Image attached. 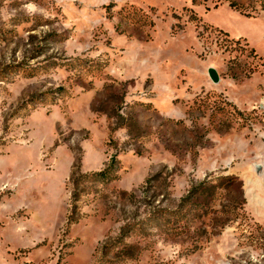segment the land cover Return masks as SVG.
<instances>
[{
	"label": "rangeland",
	"instance_id": "rangeland-1",
	"mask_svg": "<svg viewBox=\"0 0 264 264\" xmlns=\"http://www.w3.org/2000/svg\"><path fill=\"white\" fill-rule=\"evenodd\" d=\"M216 1L0 0V264H264V0Z\"/></svg>",
	"mask_w": 264,
	"mask_h": 264
},
{
	"label": "trees",
	"instance_id": "trees-1",
	"mask_svg": "<svg viewBox=\"0 0 264 264\" xmlns=\"http://www.w3.org/2000/svg\"><path fill=\"white\" fill-rule=\"evenodd\" d=\"M220 2H221L220 0L216 1L215 6L219 5ZM228 2H229V5L232 7L239 9L241 11H244L247 14H252L251 11L246 10L244 3H239L234 0H228ZM250 3L251 2L247 4H250ZM36 71H37L36 69L32 68L31 70L26 71V75L34 76L37 73ZM117 154L118 153H114L110 157L108 163L103 168L97 171L75 174L72 177V184H73L72 209H71L70 218L68 221L69 224L76 222L79 219V216H76L77 211H78V200H79V195H80V192L77 190L78 184L83 181H88V180L109 183L117 179L118 171L120 169V164L117 158ZM228 179L229 181H232L233 184L234 183L238 184L239 194H240V197L242 198L241 201L242 203H245V198L243 196V190H242V183L240 182V180L236 176H229ZM209 189H213V186H208L207 181L205 180L197 184H194L191 187V189L188 191V194L182 197L180 205H179L180 209H178V211H182V209L186 207L189 209V211L193 210L195 207H197L198 203L201 202L200 201L201 196L205 194V192ZM122 235L123 233L120 235V238L123 237Z\"/></svg>",
	"mask_w": 264,
	"mask_h": 264
}]
</instances>
